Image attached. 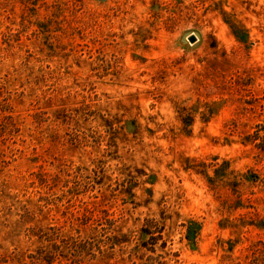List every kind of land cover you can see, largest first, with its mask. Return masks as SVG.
Wrapping results in <instances>:
<instances>
[{"label": "rangeland", "instance_id": "374dc122", "mask_svg": "<svg viewBox=\"0 0 264 264\" xmlns=\"http://www.w3.org/2000/svg\"><path fill=\"white\" fill-rule=\"evenodd\" d=\"M0 264H264V0H0Z\"/></svg>", "mask_w": 264, "mask_h": 264}, {"label": "water", "instance_id": "95a60500", "mask_svg": "<svg viewBox=\"0 0 264 264\" xmlns=\"http://www.w3.org/2000/svg\"><path fill=\"white\" fill-rule=\"evenodd\" d=\"M189 40H190L191 42H195V41H196V38H195L194 36H192V37L189 38Z\"/></svg>", "mask_w": 264, "mask_h": 264}]
</instances>
